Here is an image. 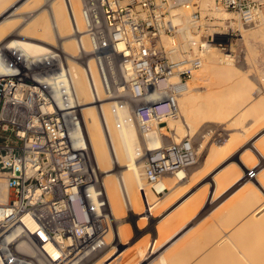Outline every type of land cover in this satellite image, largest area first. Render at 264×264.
Wrapping results in <instances>:
<instances>
[{
    "label": "built area",
    "instance_id": "built-area-1",
    "mask_svg": "<svg viewBox=\"0 0 264 264\" xmlns=\"http://www.w3.org/2000/svg\"><path fill=\"white\" fill-rule=\"evenodd\" d=\"M213 6L247 25L259 19L264 0H213ZM181 9L188 12L186 21ZM80 10L103 92L133 101L140 134L178 116L179 98L207 46L231 49L237 31L201 0H81ZM211 28L229 41L208 39ZM189 33L200 39L196 48ZM18 55V49L3 54L0 73V176L9 190V199L0 203V264H86L108 245L111 225L70 73L56 47ZM161 133L163 145L141 157L142 175L158 197L167 191V176L198 160L189 136L173 141Z\"/></svg>",
    "mask_w": 264,
    "mask_h": 264
},
{
    "label": "bare ground",
    "instance_id": "bare-ground-1",
    "mask_svg": "<svg viewBox=\"0 0 264 264\" xmlns=\"http://www.w3.org/2000/svg\"><path fill=\"white\" fill-rule=\"evenodd\" d=\"M201 4L206 11L213 9L212 14L217 13L215 17L218 15L223 17L222 21L231 19L230 16L233 17L231 12L216 9L213 6V0H201ZM80 5L81 0H0V73L5 70V66H2L3 54L18 49L19 55L16 58L36 56L50 49V45L60 43V51L71 77L72 98L81 118V129L87 154L99 185L105 192L107 198L105 215L111 225L105 235V240L107 244L110 241L113 242L111 249H109L112 251H106L104 255H100L95 259H92V257L89 259L91 262L88 260L86 264L88 262V264L262 263L264 257L261 255L264 253L261 251L259 253L258 250V255H256L257 251H255L254 257H257L254 259L251 257L253 253L250 250H257L256 248L261 250V246L264 245L257 239L264 235V165L258 168L254 177L252 175L246 177L245 171L247 172V169L264 161V130H254L255 133L249 136L247 132H249L251 124L246 123V118L250 114L247 111L248 109L252 110V116H249L252 122H258L260 118L262 120L263 115H257L259 113H257L258 109L256 107L264 105V94L257 98L254 103H251L254 100L250 93L252 85L245 79V75L239 74V69L234 64V58L228 53L231 49L222 51L213 44L208 45L203 56L202 65L194 71L191 78L192 86L179 98L178 116L166 120L167 132H171V139L176 141L185 132L190 135L195 133L197 126L202 123H219L230 120V124H243L242 128L237 131L236 135H228L225 142H220L211 149L208 148L203 158V164L194 171L186 175L181 170L174 177L167 176V181L163 183V186L168 191L163 194V197L154 198L148 189L147 181H144L142 175L141 157L150 148L163 145L165 136L160 133L157 127H153L150 131L141 134L139 139L135 122L126 110L125 103L115 99V97L103 98V88L92 57L87 60L85 66L78 63V54L87 53L90 49V43L84 34ZM263 12L252 27H245L239 23L240 33L249 36L260 34L263 37ZM181 13L186 21L187 10L181 9ZM28 15H31L29 21L27 19L25 24H17V18L24 19ZM224 24L229 23L225 22ZM15 30V34L9 35L10 32ZM188 36L191 46L196 48L200 41L198 35L189 33ZM207 36L208 39L218 37V39L225 42L229 41L226 33H218L217 30L212 28L209 29ZM217 50L221 52L222 56L219 57ZM221 57L225 64H221ZM241 72L244 74V70ZM200 84L206 87L205 95L197 92L192 93V88ZM225 86L230 91V96L219 99L216 94L220 92V88ZM244 106L249 107L244 111L240 110ZM259 110L263 109L259 108ZM161 129H165V127H161ZM211 132L212 129L205 131L198 143V149L203 148ZM238 140L242 142L243 147L238 150L239 153L237 154L233 145ZM235 154L237 155L235 156ZM232 155L234 157H231ZM221 156H225L224 158L231 157L232 160L228 164L219 165L214 169L213 163ZM229 164L230 166H228ZM117 168L118 170H116ZM222 170L223 172L220 173ZM235 173L237 175L233 178ZM202 174H207L205 175L208 176L207 181L201 180L202 177L200 176ZM244 174L245 177H242ZM184 176L185 180H182ZM187 182L191 184L187 185L186 192L178 194L179 187L185 183L187 184ZM237 182H240L237 184L238 190L230 194V196L234 194V197L224 208L226 212L234 210L237 213L233 215L238 216L239 221L238 219L237 221L240 223L237 224H241V226H237L238 231L236 230V233L232 228L233 230H229L228 234L230 235L233 232L230 237L226 233V238H218L219 236L213 238L212 234L214 233H211V230L209 231L207 228V231L211 233H207V235L212 237L213 240L211 238L210 241V238L205 236L207 231H204L205 235L203 234V236L205 238L202 236L200 239L206 240L207 244L203 240L198 241V244L200 242V249L203 247V250L207 247V252L204 250L205 252L198 253L196 251L197 253H195L197 247L192 248V246H194L193 243L195 246L198 245L197 237L196 240H193L196 243H192L187 237L183 244H177L178 246H175L170 253H165L164 250L157 254L156 245L158 244L156 243L160 233L165 234L174 226L179 224L182 226L185 222L197 217L198 211L205 204L206 199L212 203L213 199L222 194L221 191L231 189ZM204 184L211 186L208 194L205 193L206 189H200ZM221 188L222 190L218 191ZM8 199L9 190L5 180L0 176V203ZM228 214L227 217L230 216L229 212ZM225 215L224 217H226ZM233 215L231 218L235 217ZM133 217L136 223L132 228L136 232H140L141 228L147 224L148 231H152L154 235V238L146 245L145 253L141 257L142 260L140 259L141 262L140 260L135 262V258L138 255L136 252H139L138 248H143V245L136 246L137 249L133 248L132 245L135 246L138 241L130 243V240L125 241L124 238L127 237L131 225L130 227L127 225L122 226L123 228L120 227L121 224H128L127 219ZM226 219L224 218V222L227 224L230 220L229 228H231V223H235V221L230 218ZM139 220H143L142 223H139ZM218 221L221 223L220 219ZM245 223L248 225L247 227ZM224 224L222 222L221 227L226 226L225 228H227L228 225L224 226ZM180 226L179 228H182ZM246 228L247 230L251 229L250 235H246L248 233ZM214 230L216 231V229ZM217 232H215V235L222 236ZM111 235L114 238L113 240H109L112 239L110 238ZM182 235L172 239L170 246L175 244L177 240L179 241ZM234 238L236 239L234 240ZM167 241L169 239L165 238L161 245ZM256 242H259L261 246L259 247V244L257 246ZM201 244L207 246L204 247ZM106 248L108 249L109 246L104 249ZM260 256L262 261H257L256 259H260ZM117 259L120 261L115 262ZM149 259L153 260L147 262Z\"/></svg>",
    "mask_w": 264,
    "mask_h": 264
},
{
    "label": "rangeland",
    "instance_id": "rangeland-1",
    "mask_svg": "<svg viewBox=\"0 0 264 264\" xmlns=\"http://www.w3.org/2000/svg\"><path fill=\"white\" fill-rule=\"evenodd\" d=\"M48 5V4H47ZM264 13V12H263ZM32 15V14H31ZM30 15V16H31ZM217 15V13H215V16ZM30 16L28 15L27 17L25 16L24 17V19L23 18H21V17H19V18H17L16 19V22H17V24L18 25H22V24H25L26 22H27V19H28V21H29V19H30ZM217 18V20L219 19V20H221V23H225V22H227V23H229L230 24V26H234V27H236L237 28V31H236V37L234 38L235 40H234V44L232 45V47H231V49H232V51H233V55L232 56H234L233 58H234V64H235V66L240 70H238V72H239V74L240 75H245V79L247 80V81H249L250 83H251V85H252V88H251V90H250V93H251V96L254 98V100H252V102L251 103H254L255 101H256V99L257 98H259V97H261L263 94H264V35H263V37H261V35L260 34H257V35H247V34H244V35H242L241 33H240V30H239V28H238V24L236 23V22H234L233 21V17L232 16H230L229 18H231V19H229V20H226V21H222V18L223 17H221V16H217L216 17ZM218 20V21H219ZM230 21V22H229ZM233 22V23H232ZM215 24H219V22H214ZM231 23H232V25H231ZM242 25V24H241ZM252 25L253 24H247V25H244L245 27H252ZM16 33V30L15 31H12V32H10V34L9 35H13V34H15ZM2 42H3V40H2ZM60 43L59 42H57V43H55V44H53V45H50V48H52V47H56V48H58V49H60V45H59ZM218 51V53H219V57L220 56H222V54H221V52L219 51V50H217ZM85 54V55H84ZM89 53L87 52H82V53H80V54H78V56H77V61H78V63H80V65H83V66H85L86 65V63H87V60L91 57V55H88ZM87 56V57H86ZM86 59V60H85ZM64 62H65V60H64ZM221 64H225V62L224 61H222V57H221ZM242 68V69H241ZM244 70V74H242V72L241 71H243ZM189 84H191V85H189L190 87L192 86V83H191V80H190V83ZM189 87V88H190ZM205 86L204 85H202V84H200V85H197L196 87H194V88H192V93H200L201 95H205L206 94V91H205ZM221 90H220V92H218V94H216V97L218 96V98L219 99H225L226 97H229L230 96V91L228 90V88H226V86L225 87H222V88H220ZM103 98H110V96H106L105 94H104V92H103ZM112 98V97H111ZM114 98V97H113ZM115 99H117V100H120V101H123V103H125V105H126V110L129 112V114L132 116V118H133V120H134V122H135V127H136V130H137V132H138V136H139V139H140V133H139V131H138V128H137V124H136V120H135V118H134V116H133V113H132V109L133 108H130V104H132L133 103V101H131L129 98H127V97H119V98H116L115 97ZM248 105H251V104H248ZM247 107H249V106H244V107H242V108H240V110H242V111H244V110H246V108ZM243 108H245V109H243ZM257 109H258V112L257 113H259V114H257V115H261L263 118H262V120H261V118H260V121H258V122H252L250 119H249V116L251 115L252 116V114H251V111L248 109L247 111H248V113L250 112V114H248V119L246 118V123H250L251 124V126H249V132H247L248 133V135L250 136V135H252V134H254L255 133V131H257V130H264V105H261V106H257L256 107ZM259 108H261V109H263V110H259ZM246 111V112H247ZM261 111V112H260ZM254 112V111H253ZM250 116V117H251ZM230 122V120H225V121H222V122H219V123H202V124H199L198 126H197V129H196V131H195V133H193V134H187L186 132H185V134L184 135H182L178 140H176V141H179L181 138H183L184 136H189L194 142H195V147H196V150H197V153H198V160H197V162L194 164V165H192V166H190V167H188L187 168V172H191V170L194 168V167H196V166H199V165H201L202 164V162H203V157H204V155L206 154V152L208 151V148L209 149H211L212 147H214V145H216V144H218V143H220V142H225L226 141V138L228 137V135H236V133H238L237 131L240 129V128H242V125L243 124H238V123H236V124H230L229 123ZM249 124V125H250ZM261 124H263V125H261ZM259 126V127H258ZM161 127H165V129H161ZM158 129H159V131H160V133L161 132H164V133H166L170 138H171V132H167L168 131V128H167V126H166V124L165 123H162V124H160V126L159 127H157ZM161 129V130H160ZM208 129H212V132L210 133V135L208 136V138H207V141H206V143L203 145V148H199L198 149V143H199V141L201 140V138H202V135L205 133V131H207ZM255 130V131H254ZM251 131H252V133H251ZM254 131V132H253ZM162 134V133H161ZM166 139V138H165ZM167 140V139H166ZM172 140V139H171ZM240 141H241V139H240ZM240 144V145H239ZM242 144V142H239V140H238V142L237 143H235L234 145H233V148L235 149V153L237 152V154L239 153L238 152V150L239 149H241L243 146L241 145ZM208 145V146H207ZM199 150V151H198ZM237 154H235V156L237 155ZM225 156H221V157H219L218 159H217V161H215V163H213L214 164V169H215V167H218L219 165H223V164H228L229 162H231V160H232V158L231 157H234V155H232L230 158H224ZM222 158H223V160H222ZM226 159V160H225ZM220 161H222L220 164H218L217 165V163H219ZM225 161V162H224ZM212 164V163H211ZM264 165V161H262V163L260 162V164H256L255 166H253L252 168H250V169H247V172L245 171V174H246V177L248 176V175H252L253 177H254V175H256V173H257V171H258V168H261V166H263ZM228 166H230V164L228 165ZM227 166V167H228ZM142 168V167H141ZM255 168V169H254ZM116 170H118V168L116 169ZM217 170V169H216ZM224 170V169H223ZM223 170L220 172V173H222L223 172ZM237 173V172H236ZM234 174L233 175V178H235V176L237 175V174ZM219 174V173H218ZM245 174L242 176V177H245ZM204 174H202L200 177H202L201 178V180H203V181H207L208 180V176H205V175H207V174H205L204 176H203ZM167 178H165V181H164V183L167 181L166 180ZM144 181L146 182V180H145V178H144ZM147 183V186H148V189H149V191H150V193H151V195H153L154 196V198H157L158 196H155L154 194H153V192H152V190H151V188H150V184H148V182H146ZM238 183H240V182H237L236 183V186L235 187H237V184ZM188 184H191L190 182H187V184L185 183V184H183L182 186H180L179 187V190H178V194L180 193H183V192H186V189H187V185ZM209 184H205L204 186H202L200 189H206L205 190V193L206 194H208V188H209ZM222 189V188H221ZM221 189H218V191H220ZM205 194V195H206ZM236 195H237V193H236ZM235 195V196H236ZM161 197H163V196H161ZM160 197V198H161ZM221 199H218V200H216L215 202H212V203H210V202H205V204H203V206L199 209V211H198V214H197V217H195V218H193L192 220H190L189 222H185L184 224H182V226H180V224L179 225H176V226H174L173 228H171L167 233H165V234H162V233H160L159 234V236H158V239H157V243L156 244H158V245H156L157 246V254L158 253H160V252H162V251H164L165 250V253H170L171 251H173V248L176 246H178V245H181V244H183L184 243V241L187 239V237L189 238V240L193 243V242H195V241H193V240H196L197 239V244H198V241H202L203 239H200V237H202L203 236V234H204V231H207V228L209 229V231L211 230V233H214V234H212L213 236V238H215V237H218V238H220V237H222V238H226L227 236H226V233H227V235L229 234V230H233L234 229V233H236V230H237V226H241V224L240 225H238L240 222H238L239 221V219H238V216L237 215H233V214H237L234 210H231L232 212H230V210L229 211H224V208L227 206V204H228V201L227 202H224V203H222L219 207H215L218 203H219V201H220ZM223 205V206H222ZM205 209V210H204ZM198 210V209H197ZM202 211H204V212H202ZM228 212L230 213V216L229 217H227L229 214H228ZM234 212V213H233ZM224 213V214H223ZM225 213H227L226 215H225ZM232 213V214H231ZM260 213H262V212H260ZM217 215H219L218 217H217ZM224 215L226 216V217H224ZM232 215H233V217L234 218H231L232 217ZM222 217H224L225 219L227 218H230V219H232V220H234L235 221V223H233L232 221V226H231V228H229L230 227V224H229V221L230 220H228V222H227V224L224 222V218H222ZM135 218L133 217V218H131V219H127V222H128V224L126 223L125 225L124 224H121L120 225V227L121 228H123V227H125L126 225L127 226H129L130 227V225H131V229L129 230V232H128V234L126 235L127 237H124L125 238V241H128V240H130V243H132V242H134V241H138V243L134 246V244L132 245V247L133 248H135V249H137V247H139L141 244L143 245L142 247L143 248H138V250H139V252L137 251L136 253L138 254L137 256H136V258H135V262H137V261H139L140 259H141V257H143V253H145V250H146V245H147V243L149 242V241H151L153 238H154V235L152 234V231H148V229L149 228H147V224H145V226H143L142 228H141V231L139 232V231H135L134 230V228H132V226L136 223V221L134 220ZM221 220L220 222L221 223H219V221L218 220ZM223 219V220H222ZM226 219V220H227ZM237 219H238V221H237ZM200 220H201V222H200ZM132 221H133V223H132ZM142 221L143 220H139V223H142ZM199 221V222H198ZM218 221V222H217ZM222 222H223V224H224V226L225 225H228L227 226V228H225V227H221L222 226ZM145 223H147V222H145ZM195 223V224H194ZM219 223V224H218ZM238 223V224H237ZM188 224V225H187ZM214 224V225H213ZM218 224V225H217ZM246 224V223H245ZM185 225V226H184ZM195 225V226H194ZM215 225H216V227H215ZM220 225V226H219ZM243 225H244V223H243ZM123 226V227H122ZM179 226L180 227H182V228H179ZM184 226V227H183ZM214 226V228H212ZM245 226V225H244ZM244 226H243V228H244ZM248 225L246 224V227H247ZM233 228V229H232ZM240 228V227H239ZM214 229H216V231L214 230ZM225 229H227V231H225ZM249 229V228H248ZM181 230V231H180ZM214 230V231H213ZM220 230V231H219ZM218 231V232H217ZM238 231V230H237ZM246 231H248V233H246V235H248L249 234V232L251 233L252 231H251V229H249V230H247V228H246ZM187 232V233H186ZM215 232H217V233H220V234H222V236L221 235H218V234H216L215 235ZM222 232V233H221ZM231 232V231H230ZM207 233H210V232H205V236H209V235H207ZM210 233V234H211ZM224 233H225V235H224ZM233 232H231L230 233V235L232 234ZM238 233V232H237ZM181 234H183L180 238H179V241L177 240V242L175 243V244H173V245H171L170 246V244H171V240L172 239H174V238H176V237H178V236H180ZM187 235V236H184V235ZM201 234V235H200ZM244 234V233H243ZM174 235V236H173ZM200 235V236H199ZM223 235H224V237H223ZM230 235H228L229 237H230ZM233 235V234H232ZM250 235V234H249ZM143 236V237H142ZM172 236V237H171ZM199 236V237H198ZM211 236V235H210ZM235 237H236V235H234ZM238 236V235H237ZM185 237V238H184ZM197 237V238H196ZM204 237V236H203ZM212 237H208V238H210V241H211V238ZM247 237V236H246ZM261 238L259 239V238H257L258 240H259V242L260 243H263L264 244V240H263V238H264V235H262V236H260ZM110 238H112V239H109V240H113L114 238L112 237V235L110 236ZM165 238H168L169 239V241H167L165 244H162L161 245V243L163 242V240L165 239ZM196 238V239H195ZM205 238V237H204ZM208 238H207V240H208ZM213 238H212V240H213ZM218 238H216V239H218ZM232 238V237H231ZM237 238V237H236ZM236 238H234V240L236 239ZM181 239V240H180ZM199 239V240H198ZM215 239V240H216ZM124 240V239H123ZM257 240V241H258ZM190 242V243H191ZM203 242H206V240H203ZM203 242H201V243H203ZM259 242H256V245L257 244H259ZM113 242H111L110 241V243L107 245V246H109V248L107 249H102L101 250V252H100V254H96L95 256H94V259H95V257H98V256H100V255H104L105 253H106V251L107 252H110V251H112V250H109V249H111V246L113 245L112 244ZM144 243V244H143ZM196 243V242H195ZM209 243V242H208ZM178 244V245H177ZM206 244H207V242H206ZM206 244H201L202 246L204 245V247L205 246H207ZM139 245V246H138ZM193 245L194 246H192V244H191V246H192V248L193 247H197V248H199L200 249V242H199V246L198 245H196L195 246V244L193 243ZM137 246V247H136ZM258 246V245H257ZM261 246V244H259V247ZM160 247V248H159ZM262 247V249L260 250V249H258V248H256L257 250H253V251H251L250 249V252H252L253 254H251L252 256L251 257H253L254 259L257 257H254V253H255V251H257V254L256 255H258V250H259V253H260V251L261 252H263L264 253V245L263 246H261ZM196 248V250H195V253H197L196 251H198V253L200 252V253H202L204 250H206V252L208 251L207 250V247L206 248H204L203 250H202V248L200 249V251H199V249H197ZM254 249V248H253ZM109 250V251H108ZM193 251H194V249H192ZM202 250V251H201ZM104 251V252H103ZM205 252V251H204ZM102 253V254H101ZM263 253H261V254H263ZM261 254H259V255H261ZM261 256H263L264 257V254L263 255H261ZM261 256H260V259H256L257 261L258 260H261L262 258H261ZM154 257H156V256H154ZM154 259V258H153ZM153 259H149V260H147V262L148 261H152ZM264 259V258H263ZM142 260V259H141ZM141 260H140V262H141ZM118 261H120L119 259H117V261H115V262H118ZM262 261V260H261ZM260 262V261H259ZM260 264H264V260L262 261V263L260 262Z\"/></svg>",
    "mask_w": 264,
    "mask_h": 264
},
{
    "label": "crops",
    "instance_id": "crops-1",
    "mask_svg": "<svg viewBox=\"0 0 264 264\" xmlns=\"http://www.w3.org/2000/svg\"><path fill=\"white\" fill-rule=\"evenodd\" d=\"M204 158V157H203ZM203 162H204V159H203ZM203 162H202V164H203ZM201 164V165H202ZM201 165H199V166H196V167H194L191 171H194L197 167H200ZM184 171V170H183ZM185 173H186V175L187 174H189L190 172H187V171H184ZM170 177V176H169ZM205 185V184H204ZM236 186V184L231 188V189H229V190H227V191H221V195L219 196V197H217V198H215V199H213V202L214 201H216V200H218V199H221L220 201H219V203L216 205V208L217 207H219L222 203H224V202H229L231 199H232V197H234L233 195L234 194H232L231 196H230V194L233 192L234 193V191H237L238 190V187H235ZM210 188H211V186H209V188H208V191L210 190ZM222 190V189H221ZM168 191V190H167ZM205 202H210V200H208V199H206L205 200ZM101 252V251H100ZM100 252H98L97 254H100ZM96 258V257H95ZM92 259H94V257L92 258ZM90 262H91V260H89ZM89 263V262H88ZM87 263V264H88Z\"/></svg>",
    "mask_w": 264,
    "mask_h": 264
}]
</instances>
